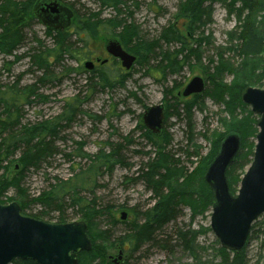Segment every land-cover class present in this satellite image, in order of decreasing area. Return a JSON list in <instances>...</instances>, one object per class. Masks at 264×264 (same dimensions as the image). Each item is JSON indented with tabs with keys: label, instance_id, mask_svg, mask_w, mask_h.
<instances>
[{
	"label": "rangeland",
	"instance_id": "rangeland-1",
	"mask_svg": "<svg viewBox=\"0 0 264 264\" xmlns=\"http://www.w3.org/2000/svg\"><path fill=\"white\" fill-rule=\"evenodd\" d=\"M9 1L0 0V4ZM11 1L22 3L29 0ZM60 1L73 12L74 17L78 16L80 21L78 20L77 25L91 14L97 16L91 21L97 24L96 34L92 36L94 38L84 37L82 34V39H79L75 33L78 31L77 25L73 24L68 32L76 52L71 55L63 54L53 61V37L40 21L31 16L29 8L27 16L22 20V42L12 56L0 54V91L6 92L10 101L17 100L10 106L12 120L19 124L16 131L20 130V126L56 118L64 111L66 104L72 103L74 99L76 114L70 122H59L55 135L45 140L49 143L46 149L48 155L41 158L35 167L26 170L22 178L17 173L20 165L17 159L24 151L23 147H15L12 156L0 158V179L8 182L17 180V188L8 187L0 196V202H16L22 207L20 209L23 215L50 224H57L61 213L65 223L83 222V213L78 206L71 204L68 197L61 202L60 212L52 210L44 213L45 210L33 201L49 187L70 180L77 188L82 187L78 192V199L93 203L95 211L100 212L93 218V224L89 223L92 234L100 237L102 232H106L108 235L106 261L100 259L103 255L102 244H98L100 241L97 243V239L95 241L100 249V255L95 259L96 264H114L113 260L118 256H121L119 264H193V259L183 251L182 243L177 239L179 232L188 231L196 233V244L205 249L203 259H211L217 249L224 248L210 229L214 200L203 215L193 216L188 206L178 208L180 214L176 220L156 230L154 241L143 244L137 251L130 250L126 244L119 246L117 240L126 235L136 219L142 222L144 212L151 209L157 200L139 179L140 170L155 158L156 152L155 147L146 139V130L141 128L144 110L160 103L166 106L165 132L169 140L167 151L187 172L198 167L201 160L210 153L212 134L224 132L220 120L224 117L229 120V115L223 112L224 105L205 95L212 88L209 76L212 74L213 63L217 61V53L220 51L234 71L241 67L243 57L238 56L234 50L238 45L237 36L245 23L247 11L228 13L226 5L231 0H220L212 5L210 24L190 32L183 15L177 18L179 6L186 0H116L122 3L117 7L119 13L109 6H101L97 0ZM223 2L228 3L223 5ZM208 5L205 2L203 7ZM234 6L237 9L240 4L236 3ZM4 11L8 23L15 27L19 19L17 15H12L17 11L7 8ZM262 15L263 12L257 14V24ZM105 20L115 21L111 26L99 24ZM119 21L121 25L114 27ZM132 25L136 28V33L127 37L126 45L129 49H134V42L142 49L148 46L152 52L148 55L149 60L134 64L128 71L112 59L107 65L96 64L94 73L99 76L103 74L109 82L117 78L111 88H101L95 79L96 74L93 76L91 71L86 70L84 63L94 62L95 58H100L101 61L105 59V42L108 39L121 41L122 29ZM171 29L180 33L179 37L185 39L192 51L200 53L198 58L196 54L190 55L185 50L177 58L180 68L173 70L162 69L167 63L164 61V54L181 49L179 42L163 38L164 32ZM261 31L264 34V26ZM251 60L256 63L251 70L260 74L264 67V53ZM44 62L49 67L44 66ZM193 77L204 79L206 87L196 97L199 107L193 106L188 120L185 103H190L195 97L184 99L178 97L177 92ZM233 80L234 75L231 73L223 81L229 85ZM118 82H122V85ZM247 88L264 89V84L262 88ZM241 104L242 106L234 108V116L243 118L247 113L252 114L250 119L255 123L253 126L257 129V134L259 115L252 112L242 99ZM2 110L0 106V114ZM256 134L247 138V143L255 146ZM157 142L162 143L161 140ZM113 150H117L116 158L123 165L116 164L111 171H88L91 158L94 159L100 151L107 154ZM240 153L241 150L233 164ZM94 172L95 175L92 174ZM238 187L234 194L231 193L232 196H236ZM123 211L127 213V217L122 221L120 213ZM42 215L45 216L44 219L38 217ZM243 249L246 264L263 263L264 215L252 223L241 250ZM214 263H219V260L216 259Z\"/></svg>",
	"mask_w": 264,
	"mask_h": 264
},
{
	"label": "trees",
	"instance_id": "trees-1",
	"mask_svg": "<svg viewBox=\"0 0 264 264\" xmlns=\"http://www.w3.org/2000/svg\"><path fill=\"white\" fill-rule=\"evenodd\" d=\"M38 0H29L27 2L17 3L4 2L0 4V54L4 56H12L13 52L19 46L20 42L23 40L22 35V20L28 14L29 8H31ZM100 2L101 6L106 5L113 8L116 12H120L117 8L122 3L116 0H97ZM220 0H186L182 2L179 6L180 13L177 18L182 15L183 19L186 20L187 30H199L200 28L210 24L212 5ZM208 2L209 5L204 8L203 4ZM228 2H223L221 4L226 5ZM239 3L240 7L235 9V4ZM228 13L246 10L247 15L244 20V25L241 28L238 37V45L235 48V52L238 56L243 57L240 63V68L236 71L232 69V65L228 60L223 59V52L218 51L217 61L213 63L212 74L209 76V81L212 88L205 92V95L209 96L212 100L217 103L224 105V110L227 115H229V120L222 118L220 124L224 129L221 134H212V147L210 148V153L201 160L198 167L194 170L187 172V169L182 165H179L175 161L172 154L167 151V146L169 144L168 136L164 131L163 135L159 138L151 136L145 131V136L148 142L155 147V158L148 164L145 165L143 169L140 170L139 179L142 180L146 186L153 192L154 197L157 199L154 206L144 212V220L139 222V219L131 225V227L126 232L124 237L117 240L119 246L126 244L130 250L137 251L143 244L147 242L154 241V233L156 230L161 229L166 224L176 220L177 216L180 214L179 209L182 206H188L190 208L191 214L193 216L203 215L213 203V194L207 184L204 181V174L218 153L219 146L225 135L230 133H235L239 135L241 140V153L237 158L235 164H233L226 172V179L230 193L234 194L236 187L240 182L242 175L244 174L245 168L252 161L253 157V144L247 143V138L255 135L257 129L254 128V122L251 120L252 114L247 113L245 117H235L233 112L234 108L237 106H242L241 95L245 91L246 87H259L262 88L264 84V67L261 68L260 74L254 72L252 65H255V60H251L252 57L260 56L264 53V34L261 28L264 26V0H231L227 5ZM11 9L17 11L13 16L17 15L18 22L13 27L11 23H8L5 17L4 9ZM259 12H263L261 21L259 24L256 22V16ZM238 13V12H237ZM239 14V13H238ZM97 18L96 15H89V17L78 24V16L73 15L72 25H77L79 39H82L80 35L84 37L94 38L96 34L95 28L96 23H91L92 20ZM80 21V20H79ZM115 21V20H114ZM113 20H105L101 25L111 26L114 22ZM121 25V21L115 23L114 27ZM4 27V28H3ZM49 31V30H48ZM132 32V34H130ZM136 33V28L134 25L125 26L122 29V39H108L105 44L110 40H116L122 48L129 54L136 57L135 64L145 63V59H148V55L152 53L149 47L146 46L144 49L139 48L134 42L133 48L129 49L127 44V37L133 36ZM54 40V60L60 58L63 54L71 55L75 53L74 43H71V36L67 30L62 31H49ZM180 33L171 29L163 34V38L167 41L175 40L181 44V49L175 53L164 54V60H166L167 65L170 69H179L180 65L177 61L179 55L183 54L185 50L189 51L190 55L196 54L185 42V39L179 37ZM83 37V39H84ZM208 42V39H206ZM104 44V45H105ZM84 57V55L82 54ZM152 55H150L151 57ZM186 57V56H185ZM184 57V58H185ZM196 57L200 58V53L196 54ZM183 58V59H184ZM18 59V58H16ZM39 65L41 63L37 62ZM44 66H48L47 62H44ZM49 67V66H48ZM165 68V67H164ZM162 68V69H164ZM259 68V67H258ZM259 70V69H258ZM95 70L92 71L94 76ZM234 75V80L231 84L224 83V78L230 74ZM95 79H97L98 85L101 88H111V84H114L116 80L109 82L103 74L100 76L96 74ZM198 97V96H196ZM194 98L190 103H185V111L188 120L191 118V109L197 104V99ZM17 100L9 99L6 92L0 91V106L3 108L0 114V158L10 157L13 155V150L15 147H23L24 151L17 159L19 162V171L17 172L22 178L23 173L30 167H35L41 158H45L48 155L49 143L45 140L49 136L55 135V130L59 127V122L62 121H72L73 116L76 114V100L74 99L72 103L66 104L64 111L52 120L41 121L34 125H24L20 126V130L16 131L18 122L12 120V115L10 114V106ZM167 117V116H166ZM240 118V119H239ZM141 128L144 129L143 126ZM257 135V134H256ZM253 137V136H252ZM161 140L162 143L157 141ZM117 150L110 151L107 154L99 152L97 156L92 159L91 166L88 171H100L112 170L116 165H123L122 161L117 157ZM197 153H195L196 155ZM191 155H189L190 157ZM95 175V172L92 173ZM15 182H8L6 180L0 179V196L3 192L10 186L17 188V180ZM82 187L77 188L71 183V181H62L57 185L49 187L48 190L43 191L34 202L38 203L45 212L57 210L60 212L61 202L64 198L68 197V200L73 206H78L80 211L83 213L82 218L85 220L83 223L87 226V234L92 242V248L88 252H81L78 254L77 264H96V258L100 255L98 251V245L95 244L97 239L100 241L98 244H102V256L100 259L106 261L105 255L108 249V235L106 232H102V236H94L91 232L90 224H93V218L100 212L95 211L93 203L85 201L84 199H78V192ZM19 193V192H17ZM21 194V193H19ZM4 204L3 202H1ZM20 208H22L20 206ZM179 208V209H178ZM22 210V209H21ZM38 216L39 218H45V216ZM43 221V220H42ZM65 223L63 213L60 214L57 224ZM177 239L182 243L183 251L187 252L189 256L193 259V264H215L216 259L219 260L217 264H246L244 261L245 250L241 251H227L224 248H219L213 254L211 259L204 260L202 253L205 249L198 246L195 242L197 238L194 232H179L177 234ZM11 264H35L32 261H21L15 260Z\"/></svg>",
	"mask_w": 264,
	"mask_h": 264
},
{
	"label": "water",
	"instance_id": "water-1",
	"mask_svg": "<svg viewBox=\"0 0 264 264\" xmlns=\"http://www.w3.org/2000/svg\"><path fill=\"white\" fill-rule=\"evenodd\" d=\"M32 15L49 31L66 30L73 19L72 11L60 0H38L32 7ZM105 51L119 60L125 70L135 62V57L116 40L108 41ZM84 68L93 70V63L85 62ZM204 88L203 79L193 77L181 96L200 94ZM241 99L259 115V121L252 162L241 177L236 196L229 191L226 172L241 150L239 135L230 133L224 137L204 175L214 200L210 229L221 246L231 251L243 248L252 223L264 215V89L247 88ZM164 111V106L158 104L146 108L142 114L143 126L156 137L162 134ZM120 219H126V212H121ZM91 247L83 222L50 224L23 215L15 202L0 203V264H11L15 260L35 264H77L78 254L90 251ZM120 260L121 256H118L113 263L119 264Z\"/></svg>",
	"mask_w": 264,
	"mask_h": 264
},
{
	"label": "flooded vegetation",
	"instance_id": "flooded-vegetation-1",
	"mask_svg": "<svg viewBox=\"0 0 264 264\" xmlns=\"http://www.w3.org/2000/svg\"><path fill=\"white\" fill-rule=\"evenodd\" d=\"M64 5V4H63ZM41 23V22H40ZM42 24V23H41ZM71 26V25H70ZM70 28V27H69ZM106 45V44H105ZM105 45H104V52H105V54L107 55V57L100 63V66H103V65H107L108 63H110V60L112 59V57L109 55V54H107V52L105 51ZM122 47V46H121ZM115 61H118L119 63H120V61L119 60H117V59H115V58H113ZM112 59V60H113ZM97 60L99 61L100 60V58H95V61L94 62H92L93 63V69H95V67H96V64H98L99 62H97ZM105 61V63L103 64V62ZM120 65H121V63H120ZM123 69V68H122ZM125 70V69H124ZM126 71H128V70H126ZM191 80V79H190ZM189 80V81H190ZM188 81V82H189ZM203 81H204V85H205V87H206V82H205V80L203 79ZM188 84V83H187ZM186 84V85H187ZM185 88V87H184ZM183 88V89H184ZM183 89H181V91H179V92H177V96H181V92H182V90ZM204 90H205V88H204ZM204 92V91H203ZM202 92V93H203ZM202 93H200V94H192V95H190V96H188V97H186V99L187 98H190V97H196V96H199V95H201ZM185 99V98H184ZM160 104H162L163 106H164V108H165V111H164V124H163V129H162V134H161V136L163 135V133H164V131H165V123H166V119H167V114H166V106L163 104V103H160ZM144 127V126H143ZM144 129L146 130V132L147 133H149L151 136H153L145 127H144ZM161 136H159V138L161 137ZM153 137H156V136H153ZM156 138H158V137H156Z\"/></svg>",
	"mask_w": 264,
	"mask_h": 264
},
{
	"label": "bare ground",
	"instance_id": "bare-ground-1",
	"mask_svg": "<svg viewBox=\"0 0 264 264\" xmlns=\"http://www.w3.org/2000/svg\"><path fill=\"white\" fill-rule=\"evenodd\" d=\"M163 58V57H162ZM165 61V60H164ZM166 65H167V63H166ZM166 65L164 66L165 68H167V69H170L169 67H166ZM164 67H162V68H164ZM117 79V78H116ZM115 79V80H116ZM120 85H122V82H118ZM113 86V84H111V87Z\"/></svg>",
	"mask_w": 264,
	"mask_h": 264
}]
</instances>
